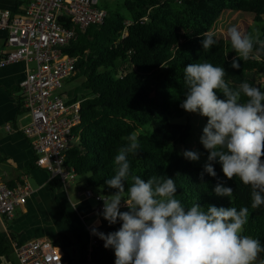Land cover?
Listing matches in <instances>:
<instances>
[{"label":"trees","instance_id":"obj_1","mask_svg":"<svg viewBox=\"0 0 264 264\" xmlns=\"http://www.w3.org/2000/svg\"><path fill=\"white\" fill-rule=\"evenodd\" d=\"M15 1L13 12L23 13L29 0ZM104 9L103 24L77 30L76 40L62 49L76 58V73L67 81L80 80L87 91L78 94V87L66 101H80V122L72 129L78 143L65 153L64 166L84 176L83 190L110 195L114 190L104 181L114 174V156L135 134L140 149L138 156H129L133 174L145 180L154 175L174 178L177 199L187 206L197 201L201 207H248L243 234L264 244V206L251 207L250 186L238 177L227 180L219 164L214 165L217 178L204 173L208 153L203 146H199L203 163L184 159L192 127L189 122H173L186 115L180 104L186 91L184 67L190 63L224 67L230 87L247 81L264 90V0H123L121 10ZM232 25L247 35L256 27L251 58L239 61L238 69L231 66L236 54L226 32ZM209 32L217 43L203 50L202 38ZM6 162L0 153V182L9 188L23 183L35 166L14 168ZM217 179L233 188L231 201L214 194ZM56 203L71 228V233L59 232L52 240L64 262L73 263L70 250L78 245L81 264H114L111 249L99 247L88 255L85 227L73 223ZM8 254V241L0 233V264Z\"/></svg>","mask_w":264,"mask_h":264},{"label":"clouds","instance_id":"obj_2","mask_svg":"<svg viewBox=\"0 0 264 264\" xmlns=\"http://www.w3.org/2000/svg\"><path fill=\"white\" fill-rule=\"evenodd\" d=\"M236 54L232 68L251 58L254 39L237 25L226 30ZM203 50L216 45L214 34L202 38ZM224 67L210 62L184 67V99L180 107L187 113L207 118L200 144L208 153L203 172L217 178L214 165L221 166L227 180L238 177L251 188V207L264 206V90L244 81L236 88L226 81ZM222 95L223 98H220ZM140 143L130 134L114 156V174L104 184L114 190L98 195L100 215L118 230L92 234L114 251V264H259L264 244L244 235L249 209L241 207L187 206L177 199L175 179L151 176L147 180L131 170L129 156H138ZM200 153L184 150L182 156L197 162ZM203 173L201 174V179ZM102 191V189H101ZM217 197H233V188L217 179ZM126 207V211H121Z\"/></svg>","mask_w":264,"mask_h":264},{"label":"built area","instance_id":"obj_3","mask_svg":"<svg viewBox=\"0 0 264 264\" xmlns=\"http://www.w3.org/2000/svg\"><path fill=\"white\" fill-rule=\"evenodd\" d=\"M23 10L16 14L0 8V30L6 31V52L0 58V67L19 62L26 65L19 82L27 119L22 133L31 142L35 165L51 180L58 179L66 186L77 177L64 166V156L75 138L72 129L80 122V101L68 104L61 91L64 82L76 73V58L62 49L76 40L77 30L103 24L107 13L98 6V0H29ZM32 193L28 183L9 188L0 182V217L12 219ZM82 195L93 199L97 211H102L97 198L101 194L85 189ZM83 224L89 255L104 247V242L92 234L93 222ZM12 248L19 264H66L61 251L48 239L13 242Z\"/></svg>","mask_w":264,"mask_h":264},{"label":"crops","instance_id":"obj_4","mask_svg":"<svg viewBox=\"0 0 264 264\" xmlns=\"http://www.w3.org/2000/svg\"><path fill=\"white\" fill-rule=\"evenodd\" d=\"M15 6V0H0L1 9L13 11ZM5 39L6 31L0 30V58L6 52ZM25 70L26 65L22 62L0 67V153L7 158V166L14 168L35 165L36 159L30 140L22 133L27 119L21 106L19 82L23 79ZM75 90L76 88H73L62 92L66 98H70L77 94ZM74 141L77 140L74 138ZM73 142L72 145H75ZM22 181L30 185L33 193L25 204L16 209L12 219L0 217V233L5 235L9 244V254L1 258V264H19L13 252V242L25 243L36 239L52 241L59 232L71 233V228L62 217L56 200L60 202L71 221L80 227H84V221L93 222L95 228L105 234L120 227L119 223L109 226L102 219L101 212L96 209L97 203L93 199H86L82 195L83 186L76 185L75 181L70 183H75L77 189L79 199L75 202L68 196L67 189L70 184L65 186L58 179L51 180L49 174L36 165ZM126 210V207L121 208V211ZM74 254L79 259L80 249L74 251Z\"/></svg>","mask_w":264,"mask_h":264},{"label":"rangeland","instance_id":"obj_5","mask_svg":"<svg viewBox=\"0 0 264 264\" xmlns=\"http://www.w3.org/2000/svg\"><path fill=\"white\" fill-rule=\"evenodd\" d=\"M122 2H123V0H98V6L101 7V8H106V9L110 8V9H119V10H121ZM250 35L255 40V37H256V27L255 26L252 28ZM251 78L255 79V77H253L252 75H251ZM263 84H264V78H263ZM73 88H78L77 89V93L78 94L87 93V91L84 88H82L80 80H77V81H67L66 80L64 82V84H63V87H62L61 91L67 92V91H69L70 89H73ZM173 122H175V123H186V122H189V124L192 127V133H191V138H190V140H189V142L187 144V146L189 147L188 150L198 151L201 155H200L199 161H197L196 163L197 164L203 163L204 157H203V154H202L201 150L199 149V146H202L200 144V136L202 135L203 127L207 123V118L206 117H201L198 114L187 113L186 112V115L184 117L179 118V119H174ZM73 144H77V141H74ZM179 150H181L180 147H179ZM83 178H84V176H77L76 179H75V183H77L76 185L82 187L83 184H84ZM75 183L74 184H70V186L67 189L69 199L71 201H73V202H75V201H77L79 199L77 197V189L75 188L76 187ZM93 193L96 194L97 193L96 190H93ZM14 215H15V213H14ZM47 215H48V213H47ZM78 248H79V246L75 245L73 247V249L70 250L71 256H72V260H73V264H80L79 263V259L74 254V251L77 252ZM259 264H260V262H259Z\"/></svg>","mask_w":264,"mask_h":264}]
</instances>
